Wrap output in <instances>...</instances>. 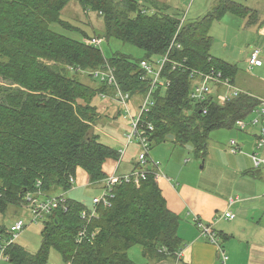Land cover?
I'll return each mask as SVG.
<instances>
[{
    "label": "trees",
    "instance_id": "trees-1",
    "mask_svg": "<svg viewBox=\"0 0 264 264\" xmlns=\"http://www.w3.org/2000/svg\"><path fill=\"white\" fill-rule=\"evenodd\" d=\"M70 1L0 0V215L9 207L20 208L24 195L36 190V182L49 196L57 190L68 192L72 188L69 178L75 177L77 169L86 173L91 184L106 178L104 162L116 161L119 155L92 131L99 118L93 101L99 93L109 95L110 89L87 85L77 72L71 74L69 70H94L107 62L123 91L142 94L147 84L138 79L139 61L164 55L179 24L161 9L147 14L139 8L141 0H75L84 11L102 18L106 38L143 52L136 61L125 55L105 60L98 48L50 30L49 25L56 24L73 33L78 31L60 19V12ZM226 14L247 18V25L257 19L256 12L241 3L219 0L207 14L181 27L169 58L185 71L176 68L167 76L169 88L154 94L147 114L153 125L150 145L162 143L171 135L174 143H190L204 158L213 130L233 128L258 105L249 94L224 105L210 99L203 114L200 105L189 98L191 71L214 70L231 83L238 73L234 64L209 53L210 27ZM112 192L110 207H97V216L87 223L80 214L88 208L66 200L65 209L53 211L42 224L37 253L31 255L14 244L6 251L8 262L45 264L48 250L53 249L65 264H132L127 252L135 246L153 261L181 250L178 217L168 210L156 176L148 174L138 187L114 186ZM83 229L85 234L79 239ZM5 230L0 225V235Z\"/></svg>",
    "mask_w": 264,
    "mask_h": 264
},
{
    "label": "crops",
    "instance_id": "crops-1",
    "mask_svg": "<svg viewBox=\"0 0 264 264\" xmlns=\"http://www.w3.org/2000/svg\"><path fill=\"white\" fill-rule=\"evenodd\" d=\"M152 1L157 3V0ZM245 1L241 4L255 11L257 15V19L249 24L255 27L256 36L259 38L255 40L257 46L253 49L260 51V65L249 67L256 70L264 66V0H252L251 3ZM160 7L161 10L166 9L163 4ZM259 41L261 44L258 47ZM223 58L219 57L224 61ZM233 85L245 94L264 99V81H251L249 85L239 86L234 79ZM216 91L213 90V95L219 92ZM100 112L98 109L99 114ZM95 130L92 126V131L96 134ZM256 135L257 129L249 128L232 138L217 136L214 140H208L202 171L190 177L183 176L182 169L177 171L169 168V161L158 170L148 167L159 174L156 176L157 185L166 206L178 217L177 235L182 245L177 254L158 261L146 258L140 249L137 263L132 258L133 247L127 252L132 264H219L217 246L200 236L196 220L212 226L218 238V246L227 256L225 264H264V166L254 168L251 160L252 155H257L258 158L264 156V148H257ZM117 139L119 141L121 138ZM229 140L236 142L237 153L230 152L227 144ZM119 142L122 146L124 138ZM153 157L159 160L154 153ZM123 158L119 162L112 160L106 166L108 160L104 162L102 170L106 177L112 174L124 175L136 167V161L128 157L123 169L120 168ZM76 181L75 173L74 183ZM74 190L72 186L68 192L60 190L49 195H62L66 200L77 201L73 198ZM83 205L91 208L90 205ZM226 214L233 218L228 219Z\"/></svg>",
    "mask_w": 264,
    "mask_h": 264
},
{
    "label": "rangeland",
    "instance_id": "rangeland-1",
    "mask_svg": "<svg viewBox=\"0 0 264 264\" xmlns=\"http://www.w3.org/2000/svg\"><path fill=\"white\" fill-rule=\"evenodd\" d=\"M113 1L117 2L119 0ZM150 1L152 4H150ZM150 1L146 3H143L142 0L139 1V8L141 7L142 9H145L147 14H153L158 12L160 8L162 9L160 5L163 4L166 6V9L163 12L174 16L179 21L184 18V24L201 18L211 11L218 2V0H157V3H153L152 0ZM232 1L239 3L246 2L245 0ZM251 1L252 0H247V3H251ZM60 19L69 23L71 27L76 28L78 31L73 33L59 27L56 24L49 25L51 31L75 40H80L84 44L88 38L95 37L101 39L102 43L97 48L100 50L105 60L115 55H125L132 61L140 60L143 57V52L135 46L128 43H123L120 40L114 38H106L104 36V25L102 18L99 17L97 13L87 10L84 11L75 0H71L63 8V10L60 12ZM246 22L247 18L242 19L230 14H226L219 21L213 22L209 30V35L212 38V44L209 50L210 55L214 56L215 58L224 57L223 59H225V62L234 64L238 68L235 83L239 86L249 85L251 81L255 83H257L258 80L264 81V66L260 69L252 70L254 68L249 69L247 64L248 52L250 49H253L257 46V44H255V40L259 38L256 36L255 27L251 25L247 26V24H245ZM262 26L264 27V23H262ZM80 32H83L86 37L84 38ZM260 44L261 42L259 41L258 47ZM156 59V56L152 57V60ZM66 69L68 70L67 67ZM92 70L93 69H80L72 71L69 70V72L71 74L77 72V77L82 82L87 85L94 86L98 83L93 81L89 75ZM221 93L225 94L226 92L221 91ZM136 100L139 101L140 98H132L131 101ZM108 101L109 102L101 100L99 95L94 99L93 105H95L97 109L101 110L99 118L97 119L94 127L96 129V134L99 136L100 142L119 152L121 149H123V147L120 146L119 141H122L123 138L125 139L123 135L127 132L129 124L125 117L126 114L122 111H119L118 105L115 102L113 103L110 100ZM109 104H111V106H109ZM106 108L108 110H106ZM131 114L134 115L133 112H131ZM238 134H241V132H238L234 127L231 129H216L209 134V140H214L217 136H229V138H232V136ZM115 138L121 139L119 141L118 139L117 141H114ZM229 142L230 140L227 144H229ZM119 147L120 149H118ZM138 152L139 150L135 146L134 142L133 145H130L126 150L123 156L124 158L122 157L123 160L121 162L120 168L125 165V159H128V157L133 158L134 161H136ZM153 153L159 160L153 157ZM152 159L158 162L159 168H162L163 164L166 161H169V168H175L177 171L182 169L181 173L186 177L193 176L202 171L201 169L203 167L204 161V158L194 152V148L190 143L183 145L176 144L173 142L171 135H168L165 138V141L162 143L150 145L149 160ZM110 162H112V160H108L105 163V166ZM76 180V183L72 185L73 189H75L73 191V193H75L73 198L87 206H91L92 198L100 194L102 184H91L88 176L82 169L76 170ZM57 191L53 193L55 194ZM69 198L73 199L72 197ZM19 219L25 222L26 227L16 240L15 244L22 247L31 255L36 254L41 245L40 231L42 229V224L46 219L42 222L29 223V217L24 206H21L18 209L9 207L5 214L0 215V225H3L7 229L13 222ZM140 249L141 248L138 246H135L133 249L134 253L132 254V258L134 259L135 263L138 261L136 259ZM0 264L11 263L8 261H0ZM45 264L65 263L62 261L61 256L56 251L49 249Z\"/></svg>",
    "mask_w": 264,
    "mask_h": 264
},
{
    "label": "built area",
    "instance_id": "built-area-1",
    "mask_svg": "<svg viewBox=\"0 0 264 264\" xmlns=\"http://www.w3.org/2000/svg\"><path fill=\"white\" fill-rule=\"evenodd\" d=\"M184 25V18L179 21L176 33L172 39V43L169 45L166 53L156 60H140L138 63V79L141 82L147 84V90L142 94H131L122 90L120 84L115 76V70L107 62H104L102 66L95 70H92L89 75L93 81L100 85H103L110 89V94L99 93L100 99L110 100L118 105L119 111L126 114L128 120V130L125 133L123 149L118 152V162L124 156L126 150L130 145L138 148L139 152L136 158V167L129 173L124 175H110L106 177L100 183L102 184L101 192L98 196L92 198L91 208L87 212L80 214L81 219L87 223L90 219L97 216V207L108 208L111 205L113 199V187L120 184H132L138 187L140 182L145 180L148 174L154 176L159 175L158 173L149 170L148 167L159 169L158 162L149 160L150 150V138L153 131V125L147 119V114L150 108L153 106V97L157 90L165 91L170 86L168 75L173 72L176 68L185 71V67L178 62L169 58L170 51L173 46V42L177 37L181 27ZM102 43L99 38H88L85 45L97 48ZM179 48V45H175ZM260 51L258 49H252L248 56V65L259 66ZM72 69H70L71 71ZM190 77L192 78L191 88L189 91V98L192 102L200 105L202 113L206 114V103L212 99L218 105H224L230 99L235 98L239 95L245 94L233 83L229 78L223 77L220 72L210 70L208 73H200L191 71ZM213 90L219 91L216 95H213ZM216 91V92H217ZM226 92L222 94L220 92ZM139 97V101H131L132 98ZM258 101V105L252 111V113L245 119L238 120L234 124V128L238 132H244L249 128L257 129V148H264V99L255 98ZM109 102V101H108ZM131 112L134 113L131 114ZM229 150L231 153H237L238 147L235 141L230 140ZM252 164L254 168H260L264 166V156L258 158L257 155L251 156ZM69 184H74V178H69ZM36 190L33 192L26 193L23 197V204L29 217V223H37L44 221L53 211L58 208L65 209L64 204L66 199L62 196H47L40 190V182H36ZM231 203V201L229 202ZM228 219H232L233 216L230 214L225 215ZM196 226L199 230L200 236L206 238L210 243L217 246L218 249V260L219 264H225L227 256L218 246V238L216 233L213 231L211 225H206L199 220H196ZM26 224L23 220L19 219L13 222L9 228L0 235V261H8L6 255L7 249L14 245L16 240L23 232ZM85 234L83 229L79 234L78 238H82ZM94 235V234H93ZM78 239V241H79ZM178 253V252H177ZM176 253V254H177Z\"/></svg>",
    "mask_w": 264,
    "mask_h": 264
}]
</instances>
